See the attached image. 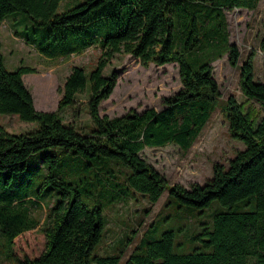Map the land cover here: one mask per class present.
Masks as SVG:
<instances>
[{"label": "trees", "instance_id": "trees-1", "mask_svg": "<svg viewBox=\"0 0 264 264\" xmlns=\"http://www.w3.org/2000/svg\"><path fill=\"white\" fill-rule=\"evenodd\" d=\"M259 1L84 0L56 13L60 0H0V24L7 15L21 12L38 27L71 31L77 45L64 49L63 55L80 54L93 45L94 41L84 35L86 29L100 24L107 27L99 42L101 56L88 75L86 104L91 125L85 131L65 123L59 115L63 108L74 105L85 90L83 69H71L59 89L61 98L56 112L37 111L22 78L33 70L21 66L8 71L0 44V114H16L21 121L37 123L36 130L25 134H11L0 126V170L6 171L9 179L39 151L48 148H61L80 161L78 167L64 172L62 177L60 171L54 172L59 164L56 156L46 155L41 162L50 163L48 179L60 198L49 208L41 226L45 250L33 258L16 256L13 246L15 239L39 225L38 218L32 217L38 200L24 191L9 192L4 189L6 183L3 185L0 230L7 238L13 264L119 263L132 243L129 234L119 241L114 255H92L102 237L104 217L100 206L81 201L82 194H90L87 187L93 189L91 180L84 179V174L89 173L87 168L93 169L103 159L115 160L127 168L129 174L124 182L145 195L151 205L167 190V201L174 199L178 209H203L213 201L228 208L212 214V225L191 237L189 241L199 242L200 247L191 249L190 245L183 249L178 242L177 249L189 250L186 253L173 251V231L162 232L158 239H153L150 225L124 264H264V83L255 80L253 53L240 66L239 87L245 103L229 96L223 107L230 137L245 146L227 168L215 164L213 176L205 184L193 183L185 188L169 185L142 157L145 148L169 144L185 152L191 148L220 98L211 63L226 55L230 66L236 67L240 56L237 46L229 42L224 12L253 11ZM258 47L264 53V32ZM40 51L47 54L43 47ZM121 53L136 58L143 67L177 65L181 88L162 99L163 110L147 108L142 113L130 110L119 117L100 116L99 106L111 95L117 77L115 71L105 77L102 70ZM251 102L259 110L247 106ZM101 178L98 181L102 180L106 189L121 193L120 180L111 173Z\"/></svg>", "mask_w": 264, "mask_h": 264}, {"label": "rangeland", "instance_id": "rangeland-1", "mask_svg": "<svg viewBox=\"0 0 264 264\" xmlns=\"http://www.w3.org/2000/svg\"><path fill=\"white\" fill-rule=\"evenodd\" d=\"M83 1L60 0L56 13H62ZM224 14L229 42L237 46L240 56L236 67L230 66L226 55L211 63L212 76L218 84L220 98L205 127L186 152L172 144L163 148H145L142 152V157L166 178L169 185L180 184L185 188H189L193 183L203 185L212 178L215 164L227 168L235 154L245 148L242 142L230 137L223 107L229 96L238 103L246 101L239 87V77L240 66L249 53L254 55L255 80L264 83V53L258 47L259 39L264 32V0H261L258 8L253 11L234 9L225 11ZM106 31L107 27L101 24L95 29H86L84 35L94 41L93 45L80 54L63 55L64 49L77 45L71 31L52 29L49 26L38 27L26 14L11 13L0 25L4 67L8 71H15L21 66L33 70V73L22 78L32 95L35 109L41 112L57 111L61 98L59 89L63 87L73 67L82 68L87 80L85 90L77 96L74 105L63 108L59 115L65 123L73 124L76 129L85 131L87 126L91 125L86 104L89 95L88 75L96 67L101 56L99 42ZM40 47H43L47 54L41 53ZM112 71H115L117 76L114 89L109 98L102 101L99 106L100 116L108 118L122 116L130 110L142 113L147 108L159 112L165 108L162 99L175 94L181 88L176 64L162 66L150 64L143 67L136 58L121 53L109 61L102 70V75L108 77ZM247 106L259 110V106L254 102L247 103ZM0 126L11 134H25L37 129V123L21 121L16 114H0ZM46 155L56 156L59 164L56 165L54 172L60 171L58 173L60 176L64 172L69 173L80 164L70 152L61 148H48L39 151L22 171L13 173L9 179L6 171L0 170V191L6 183L4 189L9 192L24 191L26 195L34 196L38 200L32 217L38 218L39 225L15 239L13 250L18 257L33 258L45 250L46 238L41 226L49 208L60 198L57 189L48 179L50 163H41ZM87 171L89 173L84 174V179L91 180L93 189L87 187L90 194H82L81 201L89 206H100L104 217L102 237L92 255H114L115 247L128 233L132 243L126 247L118 264L125 263L139 245L143 232L150 225L153 239H158L162 232L173 231V251L186 253L189 250L177 249L178 242L179 247L183 249H188L190 245L191 249L200 247L199 242L189 241L191 237L206 225H212V214L216 211L228 210L221 207L217 201L203 209L191 207L178 209L174 199L167 201V190L154 205H151L145 195L126 185L124 178L129 174V170L115 160L103 159L99 165L93 169L87 168ZM120 172L125 175L122 177ZM105 173H111L114 178L120 180L121 193L111 192L114 189H106L103 181H98V177L101 178ZM114 198L115 201L116 199L122 201L115 203ZM9 253L7 238L0 230V264H13Z\"/></svg>", "mask_w": 264, "mask_h": 264}, {"label": "crops", "instance_id": "crops-1", "mask_svg": "<svg viewBox=\"0 0 264 264\" xmlns=\"http://www.w3.org/2000/svg\"><path fill=\"white\" fill-rule=\"evenodd\" d=\"M260 2H261V0L259 1L258 5H257V8H258V6H259ZM242 10H244V9H242ZM2 23H4V21H3ZM2 23H1V24H2ZM1 24H0V25H1ZM262 35H263V34H262Z\"/></svg>", "mask_w": 264, "mask_h": 264}]
</instances>
